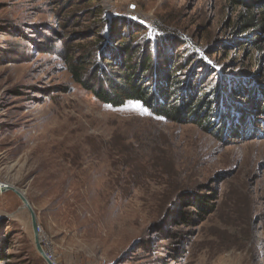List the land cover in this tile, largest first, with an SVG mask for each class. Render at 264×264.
Returning a JSON list of instances; mask_svg holds the SVG:
<instances>
[{
	"label": "rangeland",
	"instance_id": "obj_1",
	"mask_svg": "<svg viewBox=\"0 0 264 264\" xmlns=\"http://www.w3.org/2000/svg\"><path fill=\"white\" fill-rule=\"evenodd\" d=\"M243 9L0 0V185L25 194L55 264H264V45L241 32ZM133 42L131 55L165 54L195 98L222 87L225 104L176 123L140 103L113 108L74 80L71 65L117 68ZM22 207L0 195V264H47Z\"/></svg>",
	"mask_w": 264,
	"mask_h": 264
},
{
	"label": "trees",
	"instance_id": "obj_2",
	"mask_svg": "<svg viewBox=\"0 0 264 264\" xmlns=\"http://www.w3.org/2000/svg\"><path fill=\"white\" fill-rule=\"evenodd\" d=\"M231 2L233 5H240L244 8L240 11L238 18L240 29L242 30L241 32L245 33L249 31L251 33H258L264 45V0H231ZM120 26L124 27L123 25ZM115 33L120 36L124 31H121L118 26L116 27ZM95 34L97 33H94V35ZM100 42L101 41L96 39L92 43L95 44V48H97ZM127 42L128 37L126 41L125 39L121 41L124 45V50L127 48L125 47ZM134 47L135 45L133 42V44L131 43V46H129V50L126 51L125 59H123L121 55H113L115 58L114 62L117 63L119 61L120 63L117 68H110L112 67L110 63L108 66L103 65L104 68L100 67L98 73L92 74L93 69L100 65V62L95 60L94 68L89 70L88 75L83 73V71L85 72L87 70V64L85 62H83V67L71 65V74L78 84L87 87V89L94 93L98 100L106 105L113 108H123L128 103H140L155 116L170 122H181L185 115L193 116L200 109L201 112L199 116H203L206 111H212L213 103L217 101L218 103L221 102V105L222 103L223 105L225 104L223 98L225 90L222 87H219L216 92H214V97H216H213V99H208L206 101L207 97L204 96L205 94H203L201 98H195L194 96H196V93L200 90L199 86H193L188 89V82L183 81L178 76V74L181 76L182 73H179V71H175L172 75L168 73V67H163L167 64V60H169L165 54L158 59V55L155 56L150 51V46L147 48L145 46L143 52L131 55V50ZM143 53L146 56H142ZM168 66L172 67L170 65ZM175 67H177V64ZM173 69L172 67V70ZM88 82H91L93 87L89 88L87 85ZM181 91L182 93L185 91V95H181ZM174 93L175 95H173ZM236 94L237 93L233 96H236ZM175 97H177L176 100H179L180 103H173ZM227 113H232V111L228 109ZM260 113L264 116V105ZM232 116H237V114ZM206 121L207 119L205 120V125L207 126H204V124L202 126L210 130L211 127ZM225 124L220 127H226ZM215 125H217V123H213V126ZM249 126H252V124L250 123ZM208 127H210V129ZM257 131L263 134L260 128ZM194 204L198 207V203ZM200 204L207 207L204 202ZM200 210L204 209L200 208Z\"/></svg>",
	"mask_w": 264,
	"mask_h": 264
},
{
	"label": "water",
	"instance_id": "obj_3",
	"mask_svg": "<svg viewBox=\"0 0 264 264\" xmlns=\"http://www.w3.org/2000/svg\"><path fill=\"white\" fill-rule=\"evenodd\" d=\"M9 191H12L13 193H15L19 197V199L21 200V202L23 204V207L21 209L22 210H28L30 215H31L36 250L38 251L40 256L44 259V261L47 264H55V262L53 260H51V258L47 255V253L45 252V250L42 246L37 215H36L35 211L33 210V208L31 207V205H30L29 201L27 200L25 194L22 191L14 188V187L6 186V185L0 186V195L5 194Z\"/></svg>",
	"mask_w": 264,
	"mask_h": 264
},
{
	"label": "built area",
	"instance_id": "obj_4",
	"mask_svg": "<svg viewBox=\"0 0 264 264\" xmlns=\"http://www.w3.org/2000/svg\"><path fill=\"white\" fill-rule=\"evenodd\" d=\"M50 257V256H49ZM51 258V257H50ZM52 260V259H51Z\"/></svg>",
	"mask_w": 264,
	"mask_h": 264
},
{
	"label": "bare ground",
	"instance_id": "obj_5",
	"mask_svg": "<svg viewBox=\"0 0 264 264\" xmlns=\"http://www.w3.org/2000/svg\"><path fill=\"white\" fill-rule=\"evenodd\" d=\"M1 186V185H0Z\"/></svg>",
	"mask_w": 264,
	"mask_h": 264
}]
</instances>
